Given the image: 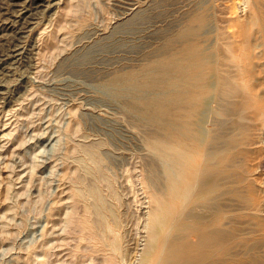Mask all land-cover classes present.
Segmentation results:
<instances>
[{"label": "rangeland", "instance_id": "rangeland-1", "mask_svg": "<svg viewBox=\"0 0 264 264\" xmlns=\"http://www.w3.org/2000/svg\"><path fill=\"white\" fill-rule=\"evenodd\" d=\"M0 2L4 4L0 13L12 22L4 27L1 25L4 19H0V37L6 34L3 38L9 41L11 36V44H17L13 46L6 41L0 44V264H97L98 260H104L102 257L109 251L107 247L115 244L120 249L116 248L112 252L117 260V263L114 260V264H139L140 251L145 245L142 246V242H146L148 234L144 223L146 218L143 217L144 213L147 216L148 205H151L148 192L152 189L156 191L160 186L162 188L158 192L166 190V175L172 166L157 152L159 144L150 143L152 134L156 136L153 140L161 135L156 133L159 132L158 128L133 113L129 107V96L114 95L111 89L102 84L114 72L140 69L147 60L156 56L163 49L166 36L183 26L186 15L200 4L209 8L213 17L212 22L201 27L205 32L200 29L202 33L198 39L202 40L200 43L203 46L209 43L208 50H211L207 51L210 53L206 52L209 58L215 52L212 55L215 72L209 75L211 86L214 83L215 87H211H214L211 91L213 93L209 89L201 100L190 126L202 141H209L205 144H212L214 151L228 150L233 157L232 162L235 161L234 173L220 176L221 193L214 200L223 204L220 207L224 213L223 221H226L224 226L232 228L236 234L235 245L231 247L234 262L235 259L239 261L240 258L242 261L255 254L259 259L250 264H264V23L252 25L249 31L251 36L247 34L249 37L246 41V54L252 59L250 84L256 93L259 92L262 115H254L251 107L247 109L237 105L239 111H234L237 107L233 110L227 108L230 102L238 101L237 98L241 96L233 95L235 97L226 99L216 90V74L220 71H225L232 78L236 76L237 81L240 77V80L245 78L240 74L237 76L239 69L235 66L239 62L242 48L239 26L251 14L250 19L259 15L264 20V5H261L264 3L257 0H44L43 5L33 9L37 10L36 14L25 25L22 21L27 18L18 16L19 3L13 4L11 0ZM8 2H12L10 6ZM7 6L17 10L9 14L11 10ZM258 6H261L259 10ZM130 7L134 14L142 7L145 10L149 8L152 15L148 21L136 25V31L134 28L132 32H118L125 19L133 15ZM3 8L8 12L2 11ZM29 12L25 10V13ZM114 29L117 30L114 32ZM111 34L113 37H110ZM97 40L105 42L106 46L103 49L97 47L100 44ZM17 46L18 51H13ZM87 48L93 50L92 54L88 53L81 59L83 52L88 51ZM240 111L242 116L238 113ZM221 124H225V127ZM217 126L222 127L221 133L224 129L221 135L218 134L220 129L217 130ZM161 136L157 139H161ZM210 136L215 137L216 141L220 138L225 140H219L222 143L214 141L216 146L212 141L214 138ZM227 136H233L234 139L229 142ZM80 144L86 147L84 151ZM231 148L234 151L231 152ZM80 156L84 159L81 160ZM90 156L94 163L90 161ZM166 169L168 171L165 172ZM152 174H158V178ZM155 179L160 181L156 180L155 183ZM241 180L243 183L240 185ZM224 183L226 185L222 186ZM148 188L145 193L144 189ZM231 189L243 192L250 189L255 201L248 203L232 193ZM94 191L101 195L98 196ZM146 194L147 198L144 197ZM94 203L96 207L99 205V210L93 208ZM200 207L203 211L204 208ZM96 209L97 213L94 212ZM98 211L103 213L99 212L104 216L103 226ZM83 214L90 219L93 229L80 227L79 231L77 225L81 222H76L83 219ZM88 229L93 234L94 231L98 233V236H92ZM88 235L96 239L98 246L94 247L97 249L92 246L95 241ZM98 238L102 241H97ZM99 242L105 244L101 247ZM91 246L98 256L92 253ZM84 247L90 249L83 250ZM101 248L105 255L102 252L99 254ZM76 254L81 256L77 257Z\"/></svg>", "mask_w": 264, "mask_h": 264}, {"label": "bare ground", "instance_id": "bare-ground-1", "mask_svg": "<svg viewBox=\"0 0 264 264\" xmlns=\"http://www.w3.org/2000/svg\"><path fill=\"white\" fill-rule=\"evenodd\" d=\"M11 1L13 2V4L19 3V7L16 6L18 8V10H17V8L16 9L12 8V10H11L10 9L11 7L9 8V6H10V3H12V2H8L9 6H7L6 8L7 9L9 8L8 10H11V12L9 14H11L13 10H17L18 16H21V18L24 17L22 19L27 18L26 20L22 21L26 25V23L29 21V19H32L31 17L35 13V11H37V10H33V9H36V8L40 7L41 5H43L44 0H11ZM257 1H261V3H264V0H257ZM3 3L7 4L6 1H4ZM3 3L0 2V4H2V5H0V8H2L1 6L4 5ZM198 3H199V1H198ZM201 3H203V2H201ZM253 3H255V2L253 1ZM258 3L261 4L260 2H258ZM255 4H257V3H255ZM261 5H264V4H261ZM11 6H12V4H11ZM235 7H236V5H235ZM206 8L207 7H203L202 4H200L197 9L190 11L188 13V15H186L187 19H185L186 21H185L184 25L183 26L181 25L180 28L178 27L179 29L176 30V32H174V33L171 32L170 35L167 34L168 36H166V38H165L163 49L161 51H159L156 56L147 60L142 65V67L140 69H121V70H118V71L114 72L113 74H111L109 76V78H107V80L104 81L102 84V85H105L107 87V89L108 88L111 89L110 91H112L114 93V95L116 94L119 96V95L125 94V95L129 96L128 97L129 102H130L129 107L133 111V113H135L138 117L144 119L146 122H148L151 125H154L158 128V131L160 133L159 132H156V133L158 135L159 134L163 135V136L159 135L162 137L161 138L162 140L157 139L159 136L153 140V137L155 138L156 136H155V134H152L153 136L151 137L150 143L154 144L157 142L159 144V146H157V148H158L157 152H159V154L162 155V158L163 157L166 158L168 163H170V165L172 166L169 171L167 170L168 168L165 170V172L168 171L167 172L168 174L167 175L165 174L167 176L166 177L167 183H166L165 179H163L167 185V186L165 185L167 188L166 187H163V188H166V190L162 191V192H158V190L161 187L160 186V187H158L159 189L156 187V189H158V190H156L157 192L154 191V189H152V191L150 189L151 192H148V194H149L148 196L150 198L151 205H148L149 202L146 200L148 202V203H146V205H148V207L149 206L150 207H149V211L147 210V216L146 217L144 216V215H146V213H144V215H143V217L146 218L145 219L146 222H144V223H146V225H147L146 226L147 228H145V227L144 228L148 229L147 230L148 234H146L147 235L146 242L145 241L142 242V246L144 245V243H145V245L143 246V248L141 246V248H142L141 251L139 250L141 252L140 253L141 254L140 259H138V260H140L138 262L139 264H241L243 262L244 263L248 262V264H250V263H256L257 260L259 259L258 257H256L255 254H251V257L247 256V257H249L248 259H247V257L245 258L247 261H244L245 259L244 260L242 259V261H243L242 262V261H240V258H239V261L238 260L236 261V259H235V262H234V256L231 252V247L235 245L236 234L234 233L232 228H228V227L224 226V222H226V221H223L224 213L220 207V205H223V204L222 203L219 204L218 203L219 200L214 201L217 196H220L219 194L221 193L220 183H219L220 176L222 177V176L231 175L234 173V171L236 169V166H234L235 161L232 162L233 157L231 156V154L228 150L226 152L224 150H223L224 152H222V151L220 152L219 150H218L219 152L214 151L215 149L213 150L211 148L212 144L210 146L205 144V143L209 142L207 140L206 136L204 138H206V140L208 142H204L205 140L201 137L204 140V141H202L199 138V136H197L195 129L190 126V124L194 121V116L198 110V106H199L201 100L203 99V97L205 96L207 91L209 89H211L212 86H214V83L211 86V83H210L211 80H210L209 75H210V73L215 72L214 62H213L214 59L212 60V58L214 57L212 55H214L215 52H212L211 58H209L208 54H207V53H210L207 51L211 50V49L208 50L209 49V43L207 46H203L200 43L202 40L200 41L198 39V36L200 35V33H202V32H200V29H202V31L205 32V30H203L204 26H206L208 23L213 21V19H212L213 17L211 15L212 14L211 10H209V8H207V9ZM257 8H258L257 10H259V8H261V6L260 7L258 6ZM134 9H136V8H134ZM25 10H30V12L27 14V13H25ZM131 10H132V8H131ZM2 11H6V10H4V8H3ZM255 11H256V7H255ZM0 12H1V9H0ZM6 12H8V11H6ZM151 13L149 12V8L147 10H145V9H143V7L140 8V11L136 12V14H134V11H133L131 13L133 15L131 17L129 16L128 19H125L126 20L125 23L123 24V26H120V28H119V25H120L119 24L118 25L119 29L118 30L114 29V32H115V30H117L118 32H123V33L129 32V31L132 32V30H134L135 26L139 25L140 22L142 23V22L148 21V19H150V16L152 15ZM0 14L2 15V13H0ZM9 14H8V18L10 17ZM255 14H256V12H255ZM247 16H249L248 13H247ZM251 16H252V14H251ZM258 16L254 17V19L253 18L250 19V17H246L249 19L244 18V20L241 21L242 22L241 26H239L241 29L238 33H241V35H242V40H241L242 42L240 41L241 42L240 45L242 47L241 51H240L241 56L239 57V60L237 59L239 62H237V64L234 63V65L236 64L235 66H238V69H239V73L237 74V76L240 74V76H242V78H243V76H245V78L240 80V78H241L240 77V78H238L240 81L239 80L237 81L236 80L237 78L235 79L236 76L232 78V77H230V74L227 75V73H225V71H223V72L220 71V72H218L219 74L218 73L216 74V75H218V77L216 78L217 79V81H216L217 85H216V82H215V85L217 86L216 90L218 89V92H220V96L222 94L226 97V99L230 98V96H233V95L241 96L239 98L240 101L237 98V100L239 102L234 101L235 99L232 98L234 102H230L229 106H227V108L230 107L233 110V108H236L237 105L240 107H245V108L251 107L254 110V115L257 114L258 116H260V114L262 115V110H261V103L262 102L258 96L259 92L256 93L255 92L256 90H254V88H252V86L250 84V82H251L250 81V74H251L250 64L252 62L251 61L252 59H251L250 55L248 56L246 54L247 53L246 49H248V47H246L247 46L246 41L248 40L247 38L249 37L248 35L250 34L249 31H250L251 26L254 24L256 26V24L264 23V20L260 19V17H258ZM3 17L0 18L1 20L4 19L1 22V25L6 27L7 25L12 24V22H10V20L8 21L7 19H5L7 16L4 18ZM18 22H19V20H18ZM22 22H21V25H23ZM122 22H124V20ZM19 25L20 24H18V27H19ZM201 27H203V28H201ZM23 28H24V25H23ZM140 29H141V26H140ZM19 30H21V29H19ZM135 31H136V28H135ZM254 32L256 33V31H254ZM113 34H115V33H113ZM113 34H111L110 37H113ZM17 36L19 37L20 35H17ZM239 36H240V34H239ZM250 36H251V34H250ZM3 37H0V44L1 45H2V43H4V41H6L5 38H3ZM14 37H16V36H14ZM18 37H17V39H18ZM11 38L12 37L10 36V39ZM252 38H250V39H252ZM10 39H8L9 41H6V42L7 43L10 42ZM12 41L14 42V40H12ZM99 41L97 40L96 42H99ZM99 43H100L99 46L96 44L97 47H101L103 49L104 46H106L105 42H99ZM248 43H250V42H248ZM10 45L16 46L17 44L16 43L11 44V42H10ZM13 46H11V47H13ZM90 46H91V44H90ZM212 50H214V49L212 48ZM13 51H18V46L16 48H14ZM92 51L93 50L88 49V51H86L85 53L83 52V56H81V59H84V57L87 56L88 53H90L89 55H91ZM248 52H249V50H248ZM13 54H14V52L12 53V55ZM75 57H76V55H75ZM216 69H218V68H216ZM228 73H229V71H228ZM262 75H264V74H262ZM262 78H264V76H262ZM104 88H102V90ZM105 89H104V91H105ZM212 89L209 91L211 92ZM107 93H109V92L107 91ZM211 93H213V92H211ZM208 94H210V93H208ZM111 96H112V94H111ZM235 96H233V97H235ZM239 96H237V97H239ZM262 98H264V97H262ZM222 99H225V98L222 96ZM218 100H220V99H218ZM221 100H220V102H221ZM217 108H218V105H217ZM237 110L239 111L238 107L234 111H237ZM216 111H218V110H216ZM244 111L245 110H243V112ZM220 112L222 113V111H220ZM225 113H226V111H225ZM238 113L241 114L242 112L240 111ZM241 116H242V114H241ZM258 116H256L257 117L256 119H258ZM217 120L221 121L222 119L221 120L217 119ZM225 120H227V119H224V121ZM215 121H216V118H214V122ZM222 125L223 124H221V126ZM224 125H223V127H225ZM257 125H259V124H257ZM232 126H233V124H232ZM241 127H242V125H241ZM241 127H238V128L240 129ZM221 128L219 126L217 129V130L220 129V131H219L220 133H218L220 135L223 133V130H224L223 129L222 133H221ZM242 129L243 128H241V130ZM259 129H260V127H259ZM214 132H216V131H214ZM262 133H264V132H262ZM208 134H210V132H208ZM216 134H217V132L215 133V135ZM232 134H233V132H232ZM246 134L248 135L249 132H247ZM226 135H227V133H226ZM229 135H231V134H229ZM237 135H238V132H237ZM210 137H213V136H210ZM210 137L208 139H211ZM213 138H214V140H212V141L213 142L215 141L217 143L219 140L224 139V138H220V139H218V141H216L215 137H213ZM262 138H264V137H262ZM233 139H234L233 136L228 137L229 142H230V140H233ZM234 141H232V142H234ZM237 141H239V140H236V142ZM242 141H243V139H242ZM219 142H221V141H219ZM217 143H215V145ZM225 145H227V144H225ZM82 146L83 145H81V147ZM90 146H92V144ZM93 146H94V144H93ZM95 146H97V143H95ZM219 147L221 148V145ZM85 148L86 147H84L83 149L81 148L82 151H84ZM222 149H220V150H222ZM226 149H228V148H225V150ZM230 151L231 152L234 151V148L233 149L231 148ZM85 153H86V151H85ZM87 153H88V151H87ZM96 154L97 153L94 154V156H93L94 158H95ZM79 155H81V154H79ZM92 155H93V153H92ZM98 157H100V156H98ZM80 158H81V156H80ZM86 158H87V156H86ZM90 158H92V157L90 156ZM82 159H84V158H81V160ZM101 159H102V157H101ZM90 161H93V158ZM163 161H165V160H163ZM236 162H237V160H236ZM87 163H89V162H87ZM92 163H94V161ZM96 163H98V162H96ZM151 164L153 165L152 162H151ZM151 164L148 163V165L152 166ZM165 165H167V164H165ZM150 166H148V167H150ZM152 167H154V165ZM233 168H234V170H233ZM150 169H151V167H150ZM154 169H156V168H154ZM153 171L155 173V170H153ZM150 172L151 171H149V173ZM156 175L157 176L152 174L153 177L158 178V174H156ZM165 175L163 178H165ZM246 175H248V174H246ZM100 176L104 177L105 175L101 174ZM152 176H150V177H152ZM159 177H161V176H159ZM243 177L241 179H243ZM99 179H101V177ZM159 179H161V178H159ZM159 179H155L154 182L156 180L160 181ZM149 180L151 181V178ZM135 181H136V179H135ZM146 181H148V180H146ZM241 182H242V180L239 181V184ZM77 183L78 182H76V184ZM127 183H129V182H127ZM152 184H153V182H152ZM232 184L230 183V185H232ZM149 185H151V184H149ZM225 185L226 184L224 183V185H222V186H225ZM154 186H156V184ZM88 187H90V186L88 185ZM94 187H96V185ZM94 187H93V189H94ZM253 187H255V185ZM77 188H75V190ZM111 188H113V187H111ZM94 190H96V189H94ZM147 190H149V188L144 189L145 193L147 192ZM98 191H99V189H98ZM232 191H233L232 193L237 195V197L238 196L242 197L244 200L248 201V203L255 201L253 195L251 194L250 189L248 190V192H243L240 189H233ZM94 192H93V194H94ZM111 192H112V190H111ZM95 193L98 196L100 194L99 192H95ZM225 195H227V193ZM115 196H116V194H115ZM144 197L147 198V194ZM96 198H97V196H96ZM223 200H224V198H223ZM106 201H107V199H106ZM92 205L93 206L95 205V207H93L94 209L98 208V210H99V205H98V207H96L95 203ZM106 205H107V203H106ZM200 206H202V208H204L203 211H201L202 209ZM101 207L104 208V206H101ZM198 208H199V210H198ZM107 209H109V207ZM110 209H111V207H110ZM144 209H147V208H144ZM101 211H103V210H101ZM111 211H112V209H111ZM94 212L97 213V209ZM99 212L100 211H98V213ZM100 213H102V212H100ZM100 213L98 214V216H100L102 218L100 224L103 226V223H104L103 217L104 216L103 215L101 216ZM257 215H260V214H257ZM83 216H84V214H83ZM94 216H95V214H94ZM84 217H83V219H80L81 221L78 220L79 216L77 218L78 221L76 223L79 224L81 222V224H79V226L77 225V227H79L78 228L79 231H80V227L93 229V226L91 227V222L89 221L90 219L88 220L87 216H86V218H84ZM96 222H98V221H96ZM93 223H92V225H93ZM97 224H99V222ZM73 228H74V226H73ZM97 228H98V226H97ZM97 228H95V229H97ZM82 229H81V231L84 232ZM101 229H102V227L100 228V230ZM86 231L87 230H85V232ZM89 231H91V230H89ZM89 231H87L88 232L87 234H89ZM98 231H99V229H98ZM105 231H106V229H105ZM109 232H110V230H109ZM143 232H144V229H143ZM94 234H97L96 236H98V233H96L95 231H94ZM94 234L92 232V236ZM76 235H78V234H76ZM100 235H99V238H100ZM92 236L90 237L88 235V237H90L91 239H92ZM143 236H144V233H143ZM237 237H239V236H237ZM70 238H73V237H70ZM79 238L77 240H79ZM99 238L97 241L101 242L102 240H99ZM74 239H75V237H74ZM82 239H83V237H82ZM71 240H73V239H71ZM84 240H86V239L84 238ZM92 240L95 241V244L92 245L94 247L95 245H97L96 239L95 240L92 239ZM103 240H104V237H103ZM111 241H113V239ZM86 242H87V240H86ZM105 242H102L103 244L100 243L99 246L101 245V247H102V245H104ZM262 242H264V241H262ZM87 245H89V244H87ZM106 245H110V244L106 243ZM106 245L104 246L105 248H106ZM115 245H118V244H115ZM115 245H110L109 246L110 248L107 247L109 249V251L106 255L103 254L102 249L104 247L101 248L102 251H99V249H98L99 254L102 252V254L105 255V257L104 256L102 257L104 260H102L98 257V259H100L101 261L98 260L97 264H99L100 262L101 263L104 262V264H114V260H116V259H114L112 252H115L116 248H119V245H118V247ZM92 246H91V251H92V253H94L95 250H92ZM88 247H90V246H88ZM88 247L87 248L84 247L85 249H83V250H87ZM97 248L98 247H96L95 249H97ZM259 250L260 249H258V251ZM70 251L72 252V249ZM130 252H133V251H130ZM77 253H78V250H77ZM138 253H137V255H138ZM73 255H74V253H73ZM96 255L98 256L97 253H96ZM252 255H254V256L252 257ZM79 256H81V255H79ZM79 256L77 255V257H79ZM85 256H87V255L85 254ZM95 256H93V257L95 258ZM134 260H136V259H134ZM86 262H87V260H86ZM91 262H89V263H91ZM115 263H117V260L115 261Z\"/></svg>", "mask_w": 264, "mask_h": 264}]
</instances>
